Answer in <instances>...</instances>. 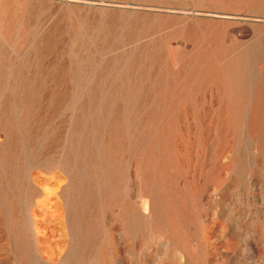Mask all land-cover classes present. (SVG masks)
<instances>
[{
	"label": "rangeland",
	"instance_id": "1",
	"mask_svg": "<svg viewBox=\"0 0 264 264\" xmlns=\"http://www.w3.org/2000/svg\"><path fill=\"white\" fill-rule=\"evenodd\" d=\"M0 264H264V0H0Z\"/></svg>",
	"mask_w": 264,
	"mask_h": 264
}]
</instances>
